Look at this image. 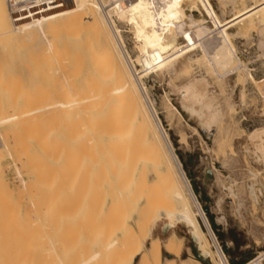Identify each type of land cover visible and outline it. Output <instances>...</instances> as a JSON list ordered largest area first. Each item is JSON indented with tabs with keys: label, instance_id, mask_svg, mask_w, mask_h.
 <instances>
[{
	"label": "bare ground",
	"instance_id": "obj_1",
	"mask_svg": "<svg viewBox=\"0 0 264 264\" xmlns=\"http://www.w3.org/2000/svg\"><path fill=\"white\" fill-rule=\"evenodd\" d=\"M250 1L251 4L235 10L231 17L223 18L215 12L210 0H194L193 3L189 0H0V46L25 40L37 48L28 70L29 81L21 89L24 93V99L18 103H21V109L14 111L18 105L17 102L14 105L10 98L7 103H10V112H7L1 100L4 115L0 112V125L9 124L16 134L22 131L28 134L24 141V133L15 134L19 137L12 141L16 147L14 143L18 139V148L23 149V152L16 150L22 154L15 157L28 173L27 181H22V189L29 191L27 201L36 208L32 229L41 227L51 233L44 244L34 237L38 242L33 240L34 246L30 244L32 249L26 255L24 251V257L17 254L20 257L17 264H196L197 261L190 256L181 257L182 238L174 232H169L162 240L153 235L154 222L160 218L169 221L161 232L165 233L181 221L188 228L194 244L201 253L209 256L213 264H228L151 100L146 96L142 78L150 72L161 76L165 73L172 85L173 79L189 72L192 62H198L207 74L216 75L220 88L229 73H235L242 82L248 79L258 86L262 80L256 81L249 73L240 76L239 71L244 66L232 42L237 33L229 31L239 23L249 30L254 27L253 19L256 18L260 21L256 29L261 34L258 47L264 50V0ZM178 5L189 12H198L201 17L204 15L201 20L206 19L210 30L181 42ZM114 18L119 23H115ZM123 26L132 32V40L137 42L138 51L143 56L137 60L139 70L125 51ZM212 40H216L220 48L214 56L208 44ZM196 49L200 55L194 59L191 54ZM12 66L6 68L10 70ZM7 69L6 73L9 72ZM11 75H0V91L7 88L13 91L12 88L21 85L16 84L19 81L12 79ZM210 88V82L203 75L190 76L177 88L181 107L198 119L206 134L210 131V124L216 123L219 127L224 116L222 105L216 102ZM258 91L264 99V89L258 87ZM7 93L9 96H3L7 98L6 102L13 95L11 91ZM224 106L230 111L238 104L229 100ZM56 117L64 118L59 119L64 125L59 131L54 128L60 136L54 135L53 140L58 141L52 144V127H57L52 122ZM246 135L245 154L254 164L260 163L264 168V126ZM184 139L181 134V140ZM29 145H33L36 152L32 154ZM6 148L1 141L0 153ZM60 152H65L66 156L61 153L62 158L57 157ZM227 155L230 157L234 152ZM74 163L78 174L73 169L76 168ZM37 165L45 176L53 177L56 173L59 176L61 172L64 177L67 176L64 173L70 177L72 168L74 175L82 177L79 195L75 192L76 199L68 191L72 196L70 200L74 198L73 203L70 201L72 204L68 200V204L61 202L60 206V194L57 203L54 199L53 203L47 202L41 207L40 204L49 198L44 201L38 192L41 183L33 169ZM250 175L247 190L253 196L257 180L254 172ZM50 190L51 193L59 191ZM56 208L63 213L59 221L54 219L55 212H58ZM263 256L264 251L245 264H263Z\"/></svg>",
	"mask_w": 264,
	"mask_h": 264
},
{
	"label": "rangeland",
	"instance_id": "obj_2",
	"mask_svg": "<svg viewBox=\"0 0 264 264\" xmlns=\"http://www.w3.org/2000/svg\"><path fill=\"white\" fill-rule=\"evenodd\" d=\"M189 1L192 3L194 2V0H189ZM247 1H244L243 3V1L240 0L239 1L232 0L233 2L232 3L231 0H210V3L218 15H221L223 18H229L231 17V15L235 10L242 8L243 5L251 4L250 0L248 2ZM181 7L182 5H178L179 14L177 18L178 20H180V21L177 20V23L179 25V40L181 42H185L191 38L193 39L194 37L203 34V32H207V30H210V24L206 22V19H204V21L201 20V18H203L204 15L201 17V15H199L198 12L195 11L189 12L187 9ZM114 20L115 23H119V21L116 20V18H114ZM121 21H123V19H121ZM258 21L259 20L254 18L253 19L254 27L249 30H247L243 26L241 27L240 23L229 29L230 33L232 34L237 33L232 38L233 39L232 42L235 45L237 50V55L242 61L244 66L241 69V71H239L240 76L249 73L255 78L256 81L262 80L260 83H258V86L253 85L248 79L245 80L246 83L242 82L239 78L236 77L235 73L232 74L229 73L230 75L229 74L225 75L226 76V78H224L225 82L221 85L220 88L219 87L220 83H218V79L216 78V75L207 74L205 72L204 66L199 64L198 62H192L191 63L192 66L189 72L186 73V75H180V77L178 76L175 79H173L172 85L169 83L170 79L165 73L162 74L161 76L159 74L156 75L155 72H150L151 74L148 73L147 75H145V77L142 78L146 96L148 97V99L151 100L153 108L156 111V114L167 134V137L171 143L173 151L175 152L178 160L180 161L181 167L186 177L189 180L191 188L201 206L204 215L206 216L210 224L211 231L214 233L221 250L226 256L228 264H245L251 259L257 257L261 252L264 251V185H263L264 168L260 163L254 164V162L250 159V157H247V155L245 154L243 147L245 146L244 144L246 143L248 136L246 134H249L256 128L258 129L264 126V99L261 97L258 91V87L259 89H264V50L258 47L259 46L258 41L261 38V34H259L256 29L260 24V21L259 22ZM243 25L245 24L243 23ZM236 27H238L237 28L238 31ZM122 29H123L122 34L124 38L123 40H124L125 51L128 53L129 56L131 55L130 57L135 61L134 66L136 70H139L140 67L137 60L142 59L143 56H141V54L138 51V47L136 46L137 42L132 40L133 34L129 30V28L123 26ZM14 42L15 41L9 42L7 44L8 46L7 45H5L4 47L3 45L0 46V75L4 77L7 75L10 77V75L13 74L11 75L14 77V78L12 77V79L19 81L16 84L19 83L21 84V85H17V88H12L14 92L11 90V88L10 89L7 88L6 90L0 91V101L2 100L1 103L3 102L5 103V106L4 103L2 105L4 106L3 109L6 107V110L5 109L4 110L7 112L10 110V105H9L10 103L7 104L8 102L11 101L10 98L12 99L13 104L14 102H17L16 105H18V103L24 99L23 96L24 93L21 89H23L24 83L29 81L28 70L29 67L32 65L31 64L32 61H34L36 57V50L34 49H37L35 46L32 45L30 46V43L25 42V40L21 42L20 41H16L15 43ZM208 44H210L209 45L211 48L210 51L212 56H214V54L218 52L217 50H220V48H218L219 44L216 43V40L209 41ZM194 52L193 53L195 55L191 54V56L193 55L192 58L195 59V57H198L200 54L198 49H196ZM17 63L19 65H16ZM10 64H13L14 67L13 66H12L13 68L10 67L11 69L9 70L6 68V66ZM24 67L26 68L24 69ZM5 69H7V71L9 72L6 73ZM10 71L13 72L11 73ZM198 75H203L208 79L211 85L210 89L213 90L212 91L213 96H215L214 99L216 100V102L222 105V111L224 113V116L221 119L219 127L216 123L210 124V131L208 134H206L205 127L198 122V119L195 116L189 115V113L186 112L181 107L179 102L180 95L178 94L177 91V88H179L182 84H184L187 81V79L190 78V76L192 77ZM159 76L162 78H160ZM19 86H21V88ZM8 91L9 93L11 91V94L13 95L10 94L11 96L8 97L9 99L6 102L5 99L7 98L4 97L9 96V94L7 93ZM239 92L240 93L243 92L241 93V98L239 97L240 96ZM229 100L235 104H238V107L236 109H231L230 111L226 110L227 108L224 106V104L225 102H229ZM170 104L172 105V107L170 106ZM19 105H21V103ZM19 105L15 108L14 111L18 110ZM7 106L9 107L8 110H7ZM1 109L2 107L0 108V112L3 111ZM19 109H21V107ZM7 112L5 114H7ZM177 112L180 114L179 116ZM1 114L4 115V112H1ZM59 119L62 120L64 118L61 117L54 118V120L56 121ZM61 120H59L58 122L59 125L56 123V121H54L56 124L52 122L53 126L55 125L57 126V127H52V133L50 136L51 137L50 140L52 144L57 143L55 142L57 139L56 140L53 139L58 137V135L60 136V133L58 131L60 130L61 125H64L61 123ZM49 128L51 127L49 126ZM54 128H58L56 129L58 131L54 132L55 131ZM2 132H4V134H2ZM18 133L19 132H17V134ZM22 133H24V131H22ZM9 134H12V136H9ZM15 134L16 133L13 126L9 124L0 125V138H1L0 142L3 141L7 145V148L3 149L0 153L1 154L0 156V245H1L0 263L7 262L8 264H17L18 263L17 259H20L19 256L24 257L26 255V252L31 251L32 247L30 244H32L33 240L35 241L34 237L37 236L36 238L37 239L39 238L38 241L43 243L44 241L47 240V235L49 236V234H51L49 233L50 230L48 231L47 229L41 227L38 229L37 227L32 229L34 226V224H32L33 215L35 213L36 208L35 206H31V204H29L27 201L29 191L27 192V190H25L24 188L22 189L23 186L22 181H27L26 178H28L27 177L28 173H26L25 167L24 168L22 167L23 165L21 161L16 159L20 154H22L23 149L20 150L18 148V144H17V142H19L18 139H16L17 141L16 143H14V145L16 144L17 146L16 147L13 146L12 141H14V138L19 137V135L15 137L14 136ZM24 134L25 136H23L22 134V137H24L23 141L26 139L27 137L26 135H28L26 133ZM181 134L184 135L185 137L184 140H181ZM52 136L54 137L52 138ZM5 137L7 138L8 141L6 140ZM22 137H20L19 139L21 140ZM214 138H215V142H214ZM29 146L31 153L33 154L35 151L34 147L33 145H29ZM12 147L14 150L12 149ZM16 150H20L22 152L20 153V151H17L16 153ZM231 151L234 152V155L228 157L229 155L227 154L228 152ZM61 153L63 152H60L58 155L56 153L57 157L62 158ZM64 153L62 155H65ZM37 162L39 164V161H36V164ZM75 162L77 163L78 160H75ZM49 163L52 164V162ZM40 166L38 165L33 166V169L35 171L34 174L37 172L35 176L36 177L39 176L37 177V179L39 184L41 183L38 192H40L39 194L41 196L43 195L44 201L47 200V198H49L48 201L42 202L40 204L41 207L43 208L45 204H47V202L50 203L54 199H56L55 200L56 203L58 202L57 200L60 199V203H59L60 206L62 204L65 205L66 203L68 204L70 201L73 203V200L76 197L75 192L76 193L80 192L79 191L80 189L78 188H81L80 183H82L81 181L82 177L80 178L78 177V175L77 176L74 175L75 171L76 174H78L77 164L74 163V166H76V168L72 165L75 171H73L71 168V174H69V176L73 175L74 176L73 178L71 176L67 177L68 176L67 173H64L67 175L66 177H64L65 175H63V173L61 174V172H59L60 177L57 176L58 175L57 173L56 175H54L55 177L54 176L50 177L49 174L45 176L46 174L43 173V169L41 172ZM14 167L18 168V171L15 170ZM36 167L39 169H37ZM15 171H17V173ZM250 172H254L256 174L255 180L258 181V182L255 181L254 183L253 196L252 195L250 196L247 190L248 182L249 183L251 182ZM79 176H81V174ZM77 178H80V180H77ZM68 179L69 182L67 181ZM77 181H79V183ZM49 182L53 184L49 185ZM42 185L43 187H47V188H43ZM56 186L58 188H56ZM51 188L52 190L54 188V190L58 189L59 191L58 192L54 191L51 193L50 190ZM75 188H77L78 191ZM17 189L19 190V192ZM71 189H74L75 191H71ZM64 190L67 192H65ZM8 191L10 192V194H8ZM68 191H70L72 193L71 195L74 196L73 200H70L72 196ZM54 193L57 195V197L56 195L51 196ZM16 195L18 196V198ZM45 195H47L46 198ZM59 195L62 198L59 197L58 199ZM67 196H69V198H67ZM16 198L18 199L17 200L18 204L16 202ZM10 202L11 205H15L12 206L13 208H11ZM71 202L70 204H72ZM55 210H58V212L57 211L55 212L56 216L54 217L53 213L52 215L55 221H59L61 220L60 217H63L61 215L63 213L62 211H60L61 213L59 212V208L58 209L56 208ZM5 214H7V216ZM4 215L6 217H4ZM8 221H9V225H8ZM167 222H169L167 219H163V218L157 219L154 222L152 228L153 235H157L162 240L169 232L172 231L177 236L182 238V255H181L182 258H186L187 256H190L191 258L197 261L196 264H213L209 256L207 254L201 253L198 246L194 244V242L190 237V233H188V228L185 226L183 222L180 221L178 223L173 224V226L170 227L165 233L161 232V228ZM4 232H6V234ZM35 233L38 235H36ZM3 234L5 237L3 236ZM16 235L19 236L17 237ZM30 235H32L33 237ZM43 235H45L44 236L45 239ZM40 237H43V240H40ZM5 238L6 240H4ZM28 238L31 239L29 240ZM34 244L32 245L34 246ZM21 246L24 247L25 249L22 248ZM2 249L4 250L6 249V250L4 251ZM21 249L22 252L20 254ZM11 250H13V252ZM24 251H25V255H24ZM9 254L12 255L10 256ZM17 254H19V256ZM262 263L264 264V256L262 257Z\"/></svg>",
	"mask_w": 264,
	"mask_h": 264
}]
</instances>
